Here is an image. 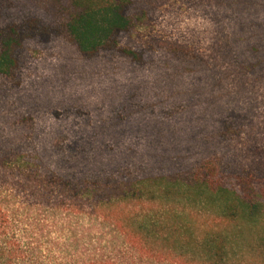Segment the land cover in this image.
<instances>
[{
    "label": "trees",
    "instance_id": "obj_1",
    "mask_svg": "<svg viewBox=\"0 0 264 264\" xmlns=\"http://www.w3.org/2000/svg\"><path fill=\"white\" fill-rule=\"evenodd\" d=\"M161 2L0 0V264H69L24 238L44 222L25 205L101 219L158 261L264 264V159L237 145L255 109L231 84H264V0H206L209 54L121 46ZM36 46L119 57L129 74L110 81L107 103L57 101L24 84Z\"/></svg>",
    "mask_w": 264,
    "mask_h": 264
},
{
    "label": "rangeland",
    "instance_id": "obj_2",
    "mask_svg": "<svg viewBox=\"0 0 264 264\" xmlns=\"http://www.w3.org/2000/svg\"><path fill=\"white\" fill-rule=\"evenodd\" d=\"M205 1L162 0V6L124 38L121 46L157 54L160 44L174 41L200 53H212L216 27ZM127 69L119 57L87 60L65 46H36L25 56L23 80L30 90L55 96L57 101L73 99L95 107L107 103L110 81L124 79L129 74ZM231 84L245 94L256 115L237 139V145L244 153L253 150L264 159V84L247 75ZM16 201L9 204L10 211L20 209ZM25 206V210L20 209L25 215L44 219L30 232H23L24 238L35 237V245H42L44 250H38L43 257L69 264L110 256L127 264H173L138 255L111 224L101 219L63 211L46 213L45 208Z\"/></svg>",
    "mask_w": 264,
    "mask_h": 264
}]
</instances>
